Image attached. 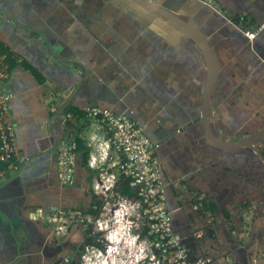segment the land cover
<instances>
[{
  "label": "crops",
  "instance_id": "0c3cea01",
  "mask_svg": "<svg viewBox=\"0 0 264 264\" xmlns=\"http://www.w3.org/2000/svg\"><path fill=\"white\" fill-rule=\"evenodd\" d=\"M155 1L169 16L142 14L125 0H0L8 12L0 10L7 71L0 88L9 96L21 156L0 181V264L74 259L89 237L81 222L58 233L31 211L90 213L96 171L77 149L74 180L64 185L58 154L66 140L78 136L91 151V136H103L69 110L92 105L128 114L159 145L174 233L192 258L264 264V162L248 147L216 146L219 138L237 141L264 129V30L253 41L234 33L221 19L220 2ZM193 17L201 32L190 25ZM202 34L211 46L201 44ZM206 96L216 111L209 124ZM258 146L264 153V141ZM200 195L201 224L193 209Z\"/></svg>",
  "mask_w": 264,
  "mask_h": 264
},
{
  "label": "built area",
  "instance_id": "2783aa9c",
  "mask_svg": "<svg viewBox=\"0 0 264 264\" xmlns=\"http://www.w3.org/2000/svg\"><path fill=\"white\" fill-rule=\"evenodd\" d=\"M239 27L247 38L253 41L257 38L258 33L264 30V23H261L255 30ZM6 77L7 71L0 63V81ZM83 113L85 120L97 124L103 133V136L94 134L89 142L92 149L88 157V166L100 176L94 181V191L97 194L115 193L120 175L130 177L131 185L138 197L134 201L130 200V207L137 210L138 219L146 218L147 236L155 239L153 246L161 252V254H151L150 256V254H143L141 251L134 258L126 254L127 257L118 259L120 263L146 264L149 262L148 260H154L153 257L157 256L158 264L210 263L212 261L210 256L192 259L182 238L173 231L172 215L167 208L166 186L156 153L159 145L151 140L144 126L128 114L117 113L108 107L87 106L83 108ZM77 149L76 141L66 140L59 150L58 176L64 185L70 184L74 180ZM20 158L16 124L11 114L9 96L0 88V181L5 179L7 167L14 165ZM108 174L109 177H106ZM105 178L109 179V184ZM203 199L202 195L198 196L193 209H203ZM114 211L115 209H110L109 214L113 216ZM31 215L34 219L54 224L58 233H61L67 231L75 222H81L83 225H86L87 221L91 222L92 214L85 213L83 210H66L58 207H52L46 211L40 207L32 210ZM117 220L119 219L113 217V220L110 219L105 228L102 223H99V229H107L106 236L110 244L106 249L91 244L93 249L96 247L99 250L98 254H80L77 261L71 257H64L56 264H116L114 258L121 256L117 254V257L115 254L116 257L114 255L111 257L110 254H104V250L105 253L112 251L111 248L115 242L114 234L118 230L116 225H120ZM127 220L128 222L122 221L121 224L128 226V234H131L130 230L133 231L134 227L133 219L128 218ZM112 223V227H109ZM195 234L201 236L202 231L198 230ZM137 240H140L139 234H135L134 242ZM116 245L119 246V242ZM88 250L89 248H86V251ZM160 257H163L162 261Z\"/></svg>",
  "mask_w": 264,
  "mask_h": 264
},
{
  "label": "rangeland",
  "instance_id": "374dc122",
  "mask_svg": "<svg viewBox=\"0 0 264 264\" xmlns=\"http://www.w3.org/2000/svg\"><path fill=\"white\" fill-rule=\"evenodd\" d=\"M211 2H216L218 3V1L216 0H210ZM222 14L224 16H227V18L234 20V11L233 9H219ZM241 15H243L241 13ZM245 26H247V28H252L253 30L257 29L259 25H256V22H246L245 21ZM96 178H99L100 176L96 173L95 175ZM106 177H109V174L106 175ZM105 181L107 182V184L110 183L108 178H105ZM93 188V187H92ZM94 190V188H93ZM96 193V192H95ZM99 195L104 196L105 199V205L103 206L101 212L98 215L92 214L91 215V222L87 221V226H92V233L94 234V243H100L102 245L106 247H108V245L110 244V242L107 239V229L105 230H101L99 229V223H102V225L104 226V228L107 225L108 222H110V219L113 220V217L117 220V223L120 225H116V227L119 228L120 230V238L118 237L117 242H119V246H121L123 250V253H120L119 251H116V256L117 254H119L121 257L119 258H125L127 257L125 253V251L127 249H130L129 256H131V258H134L136 254H140L141 251H143V254H156L155 253V249L156 247L153 246L154 244V238H151L147 235H144L143 232L146 229V223L147 220L145 217H141L140 219L137 218V210L133 209L130 207V199L126 198V196L123 195H119L116 192H109L108 194H103L100 193ZM110 209H115V213L113 216H111V214H109ZM128 213V215H126ZM133 219L132 223L134 224L133 226V231H131V234H128V226H126L125 224H121L122 221L128 222L127 219ZM113 223L111 225H109V227H112ZM101 230V231H99ZM135 234H139L140 235V240H137L136 242H134V238H135ZM125 235V236H123ZM124 241H119L120 239H123ZM116 242V243H117ZM116 243L113 245V247L115 248H120L118 245H116ZM90 244V245H89ZM92 243H87L84 250H83V254H98L99 250L95 247L94 249L91 247ZM135 246V247H134ZM86 248H89L88 251H86ZM112 249V248H111ZM144 249V250H143ZM128 252V251H127ZM104 254H108L105 253L104 250ZM110 254V253H109ZM111 257H113V255L115 256V254H110ZM115 256V257H116ZM118 257V256H117ZM154 260H148L149 262H147L146 264H158V256L157 257H153ZM95 259V258H94ZM116 260H118V258H114ZM131 261V259H129ZM160 260H163V257H160Z\"/></svg>",
  "mask_w": 264,
  "mask_h": 264
},
{
  "label": "water",
  "instance_id": "95a60500",
  "mask_svg": "<svg viewBox=\"0 0 264 264\" xmlns=\"http://www.w3.org/2000/svg\"><path fill=\"white\" fill-rule=\"evenodd\" d=\"M192 1H195V0H192ZM125 3H126V5H129L131 10L133 9L134 11H138V12H140L142 14H146V15H148V11L157 12L163 16L164 15L169 16V14H170L168 9H166L162 4L156 2L155 0H125ZM208 6L209 5H207V7ZM209 7H211V6H209ZM0 10H2L5 13H8L7 10H5L4 8L0 7ZM174 13H175V11H174ZM174 17L177 19L181 18L183 21L186 20V19H184V17L182 15H178V14L175 15L174 14ZM222 17L223 18H221V19H223L225 23H227L228 25L234 26L235 31H240L242 34H244L242 32V30L240 29V27L238 25H236L237 23L234 20L226 18L225 16H222ZM189 20L191 22L190 25H192V27H194L195 29H197L201 32L200 27H198L199 24L197 23L196 19L190 18ZM144 23L148 24L149 22L147 19H145ZM199 37H200L199 39H200L201 44H203L204 46L206 45V47H208L210 42H209V44L206 42V38H205L206 36L205 35H203V36L199 35ZM210 46H211V44H210ZM211 58H213L214 61H212V62L215 64V66H217L218 63H217L216 55L214 54ZM215 66L211 65L210 70H214L213 68ZM209 88H210V92L211 91L213 92L214 83L210 82ZM210 96L208 98L206 96V98L203 100V101H205V106L207 105L209 107V109L211 107V112H208V114L203 115V117L206 120V123H208V124L211 122H214L215 115H216V111L213 114L212 105L210 103V100H211ZM70 102H71V99H69V98L63 99V102L60 106L59 114L67 115V107H68ZM203 117L200 118V121H201V119H203ZM216 141H217L216 146L221 148V150H223L224 152L238 151V150H241L243 148L248 147L249 149H252L256 153V155H258L264 162V153L258 146L260 143H262L264 141V129L256 132L255 134H252L250 136H246L245 138L239 139L237 141H232V140H227V139H222V138H219Z\"/></svg>",
  "mask_w": 264,
  "mask_h": 264
},
{
  "label": "trees",
  "instance_id": "16d2710c",
  "mask_svg": "<svg viewBox=\"0 0 264 264\" xmlns=\"http://www.w3.org/2000/svg\"><path fill=\"white\" fill-rule=\"evenodd\" d=\"M256 25H259V24H256ZM69 110H70V112L72 113L73 116L79 117V118L80 117L84 118V113L82 111H78L75 108H70ZM76 142H77V145H78V149L81 150L82 153H83L84 164L87 165L88 164V157H89L90 149L87 146L84 145L83 141L78 136L76 137ZM115 191L118 194H120V195L126 196L127 198H129L132 201H134V200H136L138 198L137 194L135 193V191H134V189H133V187L131 185V178L130 177H125L123 174H121L120 177H119V182H118V185L115 188ZM92 197H93V200H92L91 206L89 208V212L91 214L98 215L101 212L103 206L105 205V199H104V196L95 193L94 190H93V196ZM196 211L199 214V215L197 214V219H198L199 223L201 224L203 219H204V218H201V217H206V211L203 210V209L196 210ZM147 230H148V226L146 227L145 231L143 232L144 235H147ZM173 231H174V226H173ZM87 234L89 236L92 235L94 237V234L92 233V228L91 227L87 228ZM87 242L88 243H93L94 241L88 240ZM95 244L98 247H100L102 249H105V246H103L102 244L97 243V242H95ZM185 246H187V245H185ZM187 247H188V249L190 248L189 245ZM155 253L156 254H161L160 250H158V249H155ZM189 254H190V257L192 258V254H191V250L190 249H189ZM200 257H202V256H200ZM203 257H205V256H203ZM192 259H195V258H192ZM57 262H59V260H57Z\"/></svg>",
  "mask_w": 264,
  "mask_h": 264
},
{
  "label": "flooded vegetation",
  "instance_id": "af4514ba",
  "mask_svg": "<svg viewBox=\"0 0 264 264\" xmlns=\"http://www.w3.org/2000/svg\"><path fill=\"white\" fill-rule=\"evenodd\" d=\"M216 1L220 2L222 4L223 8H225L226 10L233 9L234 15H235L233 19L237 23V25H239V26L247 28V26H245V24H244L245 21L249 22V23L250 22H253V23L256 22V24L264 23V0H232L233 2H236V3H233L230 0H216ZM225 1H228V4H226ZM241 13L243 15H241ZM248 29H252V28H248ZM233 32L234 33L238 32L240 34V36L245 35V34H242L240 31H233ZM87 227H89V226H87ZM90 227H92V226H90ZM94 238L95 237H93L91 235L84 241V243H82V245L80 246L79 250L76 253L77 257L74 258V261H77L80 257V254H83L82 252H83L86 244L88 243L87 241L88 240L94 241ZM92 244L96 245L94 242ZM119 247H120L119 252L123 253L124 249H122L121 246H119ZM109 253L110 254H116V251L113 250V253H112V251H109L108 254Z\"/></svg>",
  "mask_w": 264,
  "mask_h": 264
},
{
  "label": "bare ground",
  "instance_id": "6f19581e",
  "mask_svg": "<svg viewBox=\"0 0 264 264\" xmlns=\"http://www.w3.org/2000/svg\"><path fill=\"white\" fill-rule=\"evenodd\" d=\"M114 213H115V212H114ZM114 213H113V215H114ZM123 236H125V235H123ZM118 237L120 238V230H119V228H118L116 234H114V238H113L114 241H115L114 244L117 242ZM121 240L124 241V238H123V239H120L119 241H121ZM122 241H121V242H122ZM134 247H135V246H134ZM113 250H115V251H119V249H117V248H115V247H112V253H113ZM127 251H128V252H127ZM129 251H130V249L126 250L125 253L128 254ZM106 253H108V252H106ZM129 255H130V254H129ZM118 259H119V257H118ZM116 264H121V263H120L119 260H116Z\"/></svg>",
  "mask_w": 264,
  "mask_h": 264
}]
</instances>
